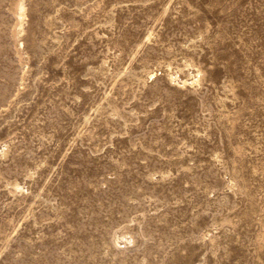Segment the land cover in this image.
Returning <instances> with one entry per match:
<instances>
[{"label": "rangeland", "instance_id": "1", "mask_svg": "<svg viewBox=\"0 0 264 264\" xmlns=\"http://www.w3.org/2000/svg\"><path fill=\"white\" fill-rule=\"evenodd\" d=\"M0 264H264V0H0Z\"/></svg>", "mask_w": 264, "mask_h": 264}, {"label": "bare ground", "instance_id": "2", "mask_svg": "<svg viewBox=\"0 0 264 264\" xmlns=\"http://www.w3.org/2000/svg\"><path fill=\"white\" fill-rule=\"evenodd\" d=\"M20 9H21V18H22V17H23V15H24V6H23V5H21ZM22 22H23V21H22Z\"/></svg>", "mask_w": 264, "mask_h": 264}]
</instances>
